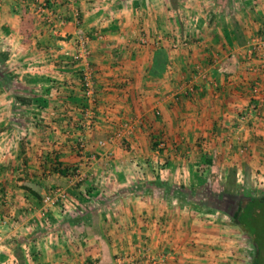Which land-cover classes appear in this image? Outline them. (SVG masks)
<instances>
[{"label":"crops","instance_id":"1","mask_svg":"<svg viewBox=\"0 0 264 264\" xmlns=\"http://www.w3.org/2000/svg\"><path fill=\"white\" fill-rule=\"evenodd\" d=\"M45 1L0 0V264H241L233 226L155 181L196 183L202 151L264 199V0Z\"/></svg>","mask_w":264,"mask_h":264},{"label":"rangeland","instance_id":"2","mask_svg":"<svg viewBox=\"0 0 264 264\" xmlns=\"http://www.w3.org/2000/svg\"><path fill=\"white\" fill-rule=\"evenodd\" d=\"M264 35V33H262ZM256 45V44H255ZM254 47V46H253ZM246 110L245 112H247ZM244 112V113H245ZM242 113L241 115H243ZM244 122V121H242ZM247 123V122H244ZM200 146L204 145V141L201 142L199 139ZM201 151V156H197L198 159V165L196 167V170L186 173V176L189 178H193L197 180L196 183H193L189 186H178L177 184L174 185L171 182L164 180L163 183L166 184L167 187L171 186L170 189L171 193L169 195V198L172 200L178 201L181 206L188 207L187 209H195L200 210L204 214L210 213V215L214 216L211 217L214 218L217 222H224L228 225L233 226V232L231 233L230 238H233L232 240L234 242V248L237 252L236 257V263L241 264H253L255 260V256L257 254V248L254 244V242L249 238L248 235H246L243 230L237 226L235 220L238 219L239 216V202L238 197L240 195L248 194L252 195L253 193L250 190H246L243 186L239 187L238 184V192H230L225 193L224 188L226 186V183L229 180V172L234 171L232 169L229 170L228 174L224 173L222 171V166L220 165L218 170V181L217 183L213 184V174L210 173V170H205L203 167L205 166V159L211 158L207 154L203 153ZM213 158V157H212ZM193 161V160H192ZM216 166L217 161L215 160ZM166 164V163H164ZM204 171V172H202ZM156 175V174H155ZM157 179H161L160 175H158ZM237 179V175H236ZM157 195L158 196H164L163 190L157 189ZM255 195V194H254ZM239 206V207H238ZM215 209L214 212H210L209 210ZM209 209V210H207ZM206 212V213H205ZM208 212V213H207ZM231 246V247H232ZM226 249V248H225ZM262 250V260L261 264H264V248ZM172 251H175L174 249ZM146 254V253H145ZM148 255L145 256L144 261L148 260ZM180 260V254L179 251H175L173 253V259L169 262H172V264L177 263ZM168 262V263H169Z\"/></svg>","mask_w":264,"mask_h":264},{"label":"trees","instance_id":"3","mask_svg":"<svg viewBox=\"0 0 264 264\" xmlns=\"http://www.w3.org/2000/svg\"><path fill=\"white\" fill-rule=\"evenodd\" d=\"M46 7H52V1L46 0L45 2ZM9 59V54L6 52H0V78L3 79L5 82L8 80L6 79L7 72L6 71V63ZM3 68V69H2ZM156 144H159L155 142ZM205 166L203 167L205 170H210V173L213 174V184L217 183L218 181V170L216 167V163L214 158H206ZM229 180L226 183L224 188L225 193L230 192H238L237 186V179H236V172L231 171L229 174ZM168 186V185H167ZM165 183L162 182L161 179H156L155 187L158 190H163L164 196L162 198L168 200L169 195L171 193L170 189L171 186L167 187ZM239 202V216L238 219L235 220L237 226H239L243 232L249 236V238L254 242L257 248V254L255 256V260L253 264H261L262 260V250L264 248V199H257L252 195L244 194L238 197ZM183 206V205H182ZM210 212H214L215 209L211 208ZM206 213V212H205ZM208 213V212H207ZM210 214V213H208Z\"/></svg>","mask_w":264,"mask_h":264},{"label":"built area","instance_id":"4","mask_svg":"<svg viewBox=\"0 0 264 264\" xmlns=\"http://www.w3.org/2000/svg\"><path fill=\"white\" fill-rule=\"evenodd\" d=\"M87 40H89V38L87 37V35H85L84 32L80 31L77 34L76 41L79 43V46L81 47V49H79L78 54L75 56V60H83V59L89 58L88 56H90V53L85 48ZM253 51L258 52L260 54V58L264 61V35H262V37L259 39L257 44L254 45ZM261 69H264V63ZM82 87H83V92H84L85 97L92 103H95L97 100V92L95 89V83L93 81L92 75H90L89 72L85 73L82 76ZM259 90H260L259 84H256L254 88V93L257 94ZM258 106L259 105H256V104L251 105L248 111L245 112L243 115H241L240 117L241 120L244 122L250 123V120L252 119L254 114H256V111L258 110ZM124 129H129V125H125ZM124 129L121 131L119 130V132L114 136V138L119 137L120 139L126 140L127 134L124 132L125 131ZM100 144L102 146H106L107 142L101 141ZM159 146H160V149L163 148L164 143L159 144ZM85 149H86V146L84 142H82L79 145L80 154L83 155L85 152ZM67 199H68V192L60 187L53 188L52 191L45 197V201L47 203H54V204L65 202ZM145 252L147 251L145 250ZM174 252L175 251L164 252L161 255L156 256V257L148 256L147 257L148 260L145 261L144 263L145 264H169L168 262L173 259Z\"/></svg>","mask_w":264,"mask_h":264}]
</instances>
